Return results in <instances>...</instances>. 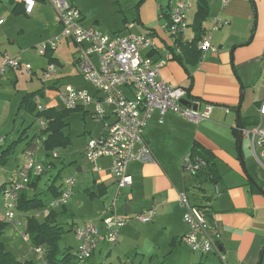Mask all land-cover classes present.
Wrapping results in <instances>:
<instances>
[{"label":"crops","instance_id":"0c3cea01","mask_svg":"<svg viewBox=\"0 0 264 264\" xmlns=\"http://www.w3.org/2000/svg\"><path fill=\"white\" fill-rule=\"evenodd\" d=\"M10 1L14 3L11 10L13 14L26 12V15L31 16L36 9L49 8L54 20L51 21L52 30L49 37L60 33L62 25L58 22L55 8L48 0H37L30 10L21 0ZM177 1L136 0L130 4L117 0L122 17L119 22L111 25L106 23L105 26L100 17L90 14V6L86 0H70L71 4L82 12L83 24L86 27H96L110 35L144 34L154 37L157 47L145 50L144 54L157 61H166L160 70L159 78L172 85L187 88L191 98L201 101L202 109L208 103L213 104L210 119L196 124L176 113L168 112L161 116L156 111L144 133L156 161L148 164L138 162L129 164L128 172L133 179L132 186L122 189L118 187L117 180L112 174L110 158H101L98 162L100 169L94 170L93 164L85 155L86 162L81 161L76 166V177H73L74 192L66 206L59 209L50 206V202L59 196H55L50 186L53 182L56 185V177L60 175V170L56 176L52 173L51 177L43 179V175L49 172L47 170L38 182L24 190L31 197L38 194L45 200V207L27 212L18 210V217L21 223L23 218L28 220L31 216H36L42 221L47 215L54 213L56 221L63 225L60 216L66 215L70 211V206L76 207L80 202H84L90 205L84 206L89 219L84 223L94 222L102 228L103 218L114 207L119 214L131 216L132 219H136L135 214L156 207L157 212L152 220L145 223L156 219L157 223L152 225L159 226L162 233L169 238L170 253H175L182 264H264L263 176L259 172V167L255 166L250 140L246 138L249 148L244 152L242 144L240 154L239 142L233 132L241 120H244L246 128L255 126V121L260 117L259 106L264 102V0H229L226 4L223 0H209L204 30L206 32L212 30V20L215 17L226 19L229 23L213 31L212 42L218 51L202 52V57L197 62L195 53L191 51L185 54L179 44L180 42L190 44L197 36L193 24L198 0H194V6L188 14L189 27L176 40L173 41L162 28L168 12ZM7 14L9 15V12ZM53 24H56V28ZM15 32L5 21L0 26V44L5 34L11 35ZM71 42L75 43L68 39L66 41L67 44ZM19 58L22 63V58L20 56ZM49 61L62 66L56 56H50ZM43 69L45 71L46 67ZM34 73L36 72L33 71L31 74ZM55 76L59 78L50 86L51 90L58 89L61 85L62 76L58 75V71ZM73 81L74 83H67V87L87 86L81 77ZM43 93L45 94L44 90ZM37 106L40 111L41 105L37 103ZM77 111L83 112L85 117L87 113L93 114V107H79L71 113ZM113 119L114 116L110 112L106 120ZM39 132H42L41 129L26 140L24 151ZM89 139H86V143ZM0 142H4V139ZM61 148L47 150L42 144L34 157L39 156L38 151L44 149L45 156L49 158L52 152H58ZM194 148L208 153L214 164L211 169L198 176L186 172L181 165L182 158L191 154ZM56 158H59V153ZM54 160L43 163H52L50 168L52 169L55 165ZM207 172L213 173L214 177ZM215 184L219 188L218 193ZM57 186L60 187L61 193L63 183ZM182 192L187 193L191 205L205 208L208 216L214 219L213 237L217 241V249L207 255L193 251L183 239L187 225L184 222L186 207L179 200V194ZM42 194H48L49 197L44 198ZM1 211L0 207V222H4ZM24 215L27 216L23 217ZM11 227L7 224L3 234ZM74 228L75 226L72 230ZM12 232L17 233L14 227ZM15 234L14 240L17 239ZM2 241L6 246L5 241L3 239ZM106 244L112 243L102 241L99 244L102 246H98L89 259L98 249L101 253ZM185 246L199 256L188 255ZM69 248L71 251L73 247ZM75 249L71 251L73 254L76 252ZM184 251L188 256H185Z\"/></svg>","mask_w":264,"mask_h":264},{"label":"built area","instance_id":"2783aa9c","mask_svg":"<svg viewBox=\"0 0 264 264\" xmlns=\"http://www.w3.org/2000/svg\"><path fill=\"white\" fill-rule=\"evenodd\" d=\"M30 10L37 0H21ZM226 4L229 0H223ZM55 8L58 22L62 25V33L38 46L41 55L55 50L64 39L72 40L79 46V53L75 64L87 85L83 88L68 86L58 95L64 109L74 110L79 107H93L95 118L103 122V128L98 135L90 138L86 146V158L93 164L94 170H99L98 162L101 158L112 160V174L117 180L120 189L132 186L133 179L128 172L132 162L142 164L156 161L151 146L145 139V129L153 113L156 111L164 116L168 112L176 113L196 124L210 119L214 109L213 104H206L201 108V101L193 99L187 88L172 85L159 78L161 68L166 64L164 60H154L144 54L145 50L155 49L157 43L150 35H110L96 27H86L83 24L82 12L71 4L70 0H48ZM194 6V0H178L171 7L162 28L174 41L189 27L188 14ZM5 19L0 17V26ZM212 30L207 31L198 41L197 46L201 52H217L212 42L213 31L226 24L228 20L215 17L212 20ZM19 57L5 56L0 64V74L9 68H20ZM28 72L32 73L30 67ZM47 77L56 75L54 65L45 70ZM183 100L191 102V106L182 103ZM39 110L45 108L39 106ZM114 119L107 121L109 113ZM259 122L251 127H238L244 138L251 142L255 157L261 162L264 158V102L259 106ZM40 120L41 131L47 128L44 118ZM3 139H0L2 141ZM44 138L35 139L25 153L27 161L21 170L22 179L11 183L2 192V217L5 223L18 231L21 221L18 217L17 203L20 193L28 186L31 174H43L50 166L36 160L35 153L41 148ZM53 157L58 152L52 153ZM182 168L193 176H198L208 168L207 161L201 156L192 153L181 160ZM74 178L69 177L63 182L60 195L50 202L53 209L66 206L73 196ZM216 192H219L215 184ZM180 202L186 207L184 222L187 232L183 239L195 252L207 255L217 249V241L213 237L214 222L210 221L207 210L203 207L191 205L186 192L179 194ZM115 206V204H113ZM157 212L153 207L137 213L134 218L143 222L152 220ZM132 217L121 215L114 207L103 218L102 228L94 222H86L74 228L78 242L75 257L80 262L89 259L102 241L118 243L120 230L131 221ZM19 235L29 242L27 232ZM43 254L45 248L34 247ZM41 264H47L45 260Z\"/></svg>","mask_w":264,"mask_h":264},{"label":"rangeland","instance_id":"374dc122","mask_svg":"<svg viewBox=\"0 0 264 264\" xmlns=\"http://www.w3.org/2000/svg\"><path fill=\"white\" fill-rule=\"evenodd\" d=\"M117 0H86L90 6V14L100 17L103 24H114L119 22L121 15ZM133 4L136 0H122ZM90 3V4H89ZM13 2L10 0H0V17L7 21V26L15 33L5 34L1 39L0 58L1 62L7 55L22 58L20 68H9L5 73L0 74V137L4 142H0V186L6 184L0 191V200L2 192L11 183L22 179L21 170L26 164L27 156L24 151L26 140L30 139L35 132L41 129L40 120L36 117L38 108L35 112H30L23 103V96L30 92L38 91L36 101L38 105L43 107H56L62 109L63 106L58 99V95L66 90L67 83H74L73 79L81 77L75 59L79 53V46L76 43L67 44V39L64 38L55 50L48 51L46 55H41L38 51V46L43 42H47L57 36L49 37L52 28H50L53 18L52 13H49V8L36 9L31 16L27 13H12ZM9 12V15L7 14ZM88 21L90 19L88 18ZM55 25L56 28V24ZM105 29V28H104ZM18 39V40H15ZM50 56H56L62 63L58 66L54 62L49 61ZM0 62V64H1ZM54 65L58 75L62 76L61 85L58 89L51 90L58 76L48 79L45 76L44 67ZM28 67L31 68L34 74H29ZM85 83V82H84ZM44 90L45 94H40L39 91ZM38 107V106H37ZM67 127L65 133L72 137V144L67 148L58 150L59 158L45 156V150H39V156L36 160L55 161V165L48 169L49 172L43 175V179L51 177L53 173L58 171L60 175L56 180V185H60L69 177H76V166L79 162H86V139L98 135V132L103 128V122L95 118L93 114L87 113L83 116V112L77 111L71 113L66 119ZM23 136V140L19 141V137ZM90 140V139H89ZM88 140V141H89ZM87 141V142H88ZM86 143V144H85ZM248 141L243 140V151L249 147ZM251 145V142H250ZM251 152L255 159V166L259 167L263 176L264 183V158L261 162L255 157V154L250 146ZM53 153V152H52ZM79 190V189H77ZM23 192V191H22ZM21 192V193H22ZM20 193V194H21ZM44 198H48V194H42ZM20 197V195H19ZM19 201V199H18ZM79 202V201H77ZM99 203V201H96ZM84 206H90L80 202L76 207L70 206V211L66 215L60 216V221L65 228V235L61 241V249L63 251H77L78 242L75 238L72 227L81 225L89 220L86 215L87 209ZM2 209V205H0ZM18 209V203H17ZM24 215L23 217H26ZM157 223L154 218L153 222H142L138 219H131L126 226L120 230L117 244H106L100 253L98 250L91 258L84 261V264H182L178 261L175 253H170L169 238L162 233L159 226H153ZM19 233L27 232V219L23 218L20 225ZM13 233L12 227L6 230L2 235V239L6 243L7 249L18 259L33 263L41 264L44 262L45 253H38L31 242H26L19 235ZM17 239L14 240L13 236ZM100 247L102 245H99ZM99 247V248H100ZM188 255L199 254L193 253L189 247H186ZM71 250V251H72ZM185 256H188L184 251ZM91 260V261H90ZM83 263V262H81Z\"/></svg>","mask_w":264,"mask_h":264},{"label":"trees","instance_id":"16d2710c","mask_svg":"<svg viewBox=\"0 0 264 264\" xmlns=\"http://www.w3.org/2000/svg\"><path fill=\"white\" fill-rule=\"evenodd\" d=\"M209 0H198L197 12L195 16L194 29L197 33L196 38L191 41L190 44L180 42L179 45L183 47L184 53L194 52L196 55V62L200 60L202 57L201 50L197 49V43L202 38V36L206 33L204 30V21L207 18V12L209 9ZM205 31V33H204ZM204 33V34H203ZM54 61L53 58H51ZM195 62V63H196ZM40 94H43V90L39 91ZM38 91L30 92L24 95L23 103H25V107L30 112H35L37 108V98ZM73 110L67 109H58L56 107H49L43 111H38L36 113L37 118H44L47 122V128L37 133L36 137H33L34 141L37 138H44L43 145L47 150H54L56 148L67 147L71 144V136L70 134L65 133V128L67 127L66 119L69 117ZM259 120L255 121L257 124ZM238 127H245L244 120H241L238 124ZM234 134L236 135L239 142V131L237 128L234 129ZM47 134V136H45ZM23 136L20 137L19 141L23 140ZM32 142H30L31 144ZM29 144V145H30ZM192 154L194 156L203 157L208 164V168L206 171L212 168L214 165L210 155L204 151L199 149L193 150ZM52 163H48L47 165L51 166ZM209 173L210 176L214 177L213 173ZM43 174H31V179L28 186L34 185L42 178ZM6 184L0 186V191ZM27 186V187H28ZM59 186L55 185L53 182L50 186V189L55 192V196L60 195ZM1 204V200H0ZM45 200L42 199L38 194L33 197L29 196V194L23 190L20 194L18 201V210L27 212L30 210H37L45 207ZM208 213V211H207ZM210 221L214 222L213 217L209 215ZM7 226V223L0 222V264H33L22 261L15 257L9 250H7L4 242L2 241V235L4 228ZM65 228L63 225L59 224L55 217L54 213H50L45 217L44 220L40 221L36 216H31L27 220V233L30 237V242L34 247L42 246L46 249V261L47 264H81L79 260L75 257V255L69 251H63L61 249V240L63 235L65 234Z\"/></svg>","mask_w":264,"mask_h":264},{"label":"water","instance_id":"95a60500","mask_svg":"<svg viewBox=\"0 0 264 264\" xmlns=\"http://www.w3.org/2000/svg\"><path fill=\"white\" fill-rule=\"evenodd\" d=\"M182 103L186 106H191V102L187 100H183ZM242 144H243V135L240 132L239 133V149H240V154H241V149H242Z\"/></svg>","mask_w":264,"mask_h":264},{"label":"bare ground","instance_id":"6f19581e","mask_svg":"<svg viewBox=\"0 0 264 264\" xmlns=\"http://www.w3.org/2000/svg\"><path fill=\"white\" fill-rule=\"evenodd\" d=\"M5 186H7V185H5ZM5 186H4V187H5ZM20 221H21V220H20ZM17 232H18V231H17ZM18 233H19V232H18Z\"/></svg>","mask_w":264,"mask_h":264}]
</instances>
